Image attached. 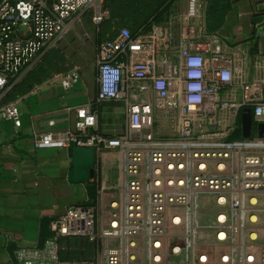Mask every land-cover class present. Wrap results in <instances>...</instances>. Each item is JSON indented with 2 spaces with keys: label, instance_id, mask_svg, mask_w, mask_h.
Returning <instances> with one entry per match:
<instances>
[{
  "label": "built area",
  "instance_id": "obj_1",
  "mask_svg": "<svg viewBox=\"0 0 264 264\" xmlns=\"http://www.w3.org/2000/svg\"><path fill=\"white\" fill-rule=\"evenodd\" d=\"M105 1L0 0V123L21 126L19 105L5 100L7 93L85 15L100 29L110 15ZM196 11L191 0L189 13ZM145 50L144 40L126 26L97 45L99 101L122 97L134 82L156 94L153 102L129 103L123 133L102 134L97 111L84 105L76 108L74 131L34 137L38 147H92L120 155L104 216L80 203L50 220L51 245L64 238L95 244L93 257L59 262L264 264V64H252L246 78L242 68L217 64L227 58L211 39L186 40L181 60L162 69L153 58H138ZM80 78L74 69L62 84L73 88ZM158 108L173 117L171 136L155 130ZM245 108L252 110L249 137L242 128ZM54 246L24 264H50Z\"/></svg>",
  "mask_w": 264,
  "mask_h": 264
},
{
  "label": "crops",
  "instance_id": "obj_2",
  "mask_svg": "<svg viewBox=\"0 0 264 264\" xmlns=\"http://www.w3.org/2000/svg\"><path fill=\"white\" fill-rule=\"evenodd\" d=\"M119 2L116 12L113 8L116 2L105 1L110 15L100 29L89 15L72 29L63 42L76 41L80 50L73 58L66 56L67 63L60 72L43 80L27 77L5 97L18 103L22 123L20 127L11 121L0 123V264H24L23 259L54 246L48 240L49 222L70 205L88 204L96 207L101 216L106 213L112 197L108 188L118 178L117 151L97 153L95 150L94 178L82 182L70 177L75 146L34 144V137L40 134L74 131L76 108L84 105L97 111L102 134L117 136L127 128L129 103L156 99L150 85L134 82L131 87L125 86L122 97L98 100L96 59L101 39L114 37L121 27L130 28L146 43V52L138 58L155 59L159 69L181 60V47L186 40L211 39L212 47L219 45L227 58L218 60L217 64L242 68L246 78L253 73L252 64H264V0H196L195 14L189 13L191 0ZM134 14L139 18L134 19ZM87 20L90 25L85 29ZM206 58L209 61L210 52ZM74 69L79 70L80 81L75 87L67 88L62 84V76ZM149 92H153V97ZM156 117L164 120L154 125L155 130L162 136H171L175 132L173 117L159 108ZM51 120L55 121L53 125L48 123ZM66 239L54 246L59 254L68 249L74 251L76 247L84 250L79 238ZM72 239L77 245L69 246ZM94 254L95 250L89 258Z\"/></svg>",
  "mask_w": 264,
  "mask_h": 264
},
{
  "label": "rangeland",
  "instance_id": "obj_3",
  "mask_svg": "<svg viewBox=\"0 0 264 264\" xmlns=\"http://www.w3.org/2000/svg\"><path fill=\"white\" fill-rule=\"evenodd\" d=\"M111 1L116 2L115 6L113 8L115 9L116 12H119V8H120L119 0H111ZM133 17H134V19L139 18L137 14H134ZM135 21H137V20H135ZM89 25H90V21L87 20L85 23V29H88ZM64 40H62L58 44V46H56L55 48H53L47 52H44L43 54H41L38 57L35 68L30 73L31 75L29 76V78L31 77L34 80H41V79L43 80V79H46L48 77H51L52 75H54V74H56L62 70V68L64 67V64L67 63V57H66L67 55L70 58L74 57L76 52L80 50V47L78 46L76 41L75 42L70 41V43H65V42H63ZM74 40H76V39H74ZM88 50H86V52H89ZM149 93L151 94V97H153V92H149ZM162 120H164L163 117H156L155 125L158 126L159 124H162ZM167 124H169V123H167ZM169 128H170V126H169ZM169 128L166 127V133L170 132ZM171 132H173V131L171 130ZM118 166H119V164L116 165V175H119V169H118L119 167ZM261 217H262V221H261L262 229L264 230V214ZM263 237H264V235H263ZM78 241L81 242V246L83 244L85 246L88 244L87 241H82V239H78ZM71 242L74 245L75 244L77 245V242L75 239H72ZM56 251H57L56 252V259L57 260L53 257V254H52L51 255L52 260H51L50 264H61L60 262L69 261V259H63L60 257L58 249ZM50 252L55 253V249L51 248ZM61 255H65V252L61 251ZM83 256H84V253H83L82 248L76 247L73 254L70 256V259L71 260H79ZM63 264H66V263H63Z\"/></svg>",
  "mask_w": 264,
  "mask_h": 264
},
{
  "label": "water",
  "instance_id": "obj_4",
  "mask_svg": "<svg viewBox=\"0 0 264 264\" xmlns=\"http://www.w3.org/2000/svg\"><path fill=\"white\" fill-rule=\"evenodd\" d=\"M253 126L252 110L245 108L242 114L243 135L249 137ZM260 133H264V124L260 126ZM73 169L70 177L72 180L89 182L95 175L96 152L92 147L75 146L73 148Z\"/></svg>",
  "mask_w": 264,
  "mask_h": 264
},
{
  "label": "trees",
  "instance_id": "obj_5",
  "mask_svg": "<svg viewBox=\"0 0 264 264\" xmlns=\"http://www.w3.org/2000/svg\"><path fill=\"white\" fill-rule=\"evenodd\" d=\"M136 34L137 33H133V35L134 36H136ZM31 75V74H30ZM29 75V76H30ZM28 76V77H29ZM12 90V89H11ZM10 90V91H11ZM9 91V92H10ZM8 92V93H9ZM7 93V94H8ZM7 96V95H6ZM64 239H66V238H64ZM69 238H67L66 240H68ZM82 241H87L88 242V240L87 239H82ZM68 242V241H67ZM71 244L73 245V243H69V246H71ZM83 244V243H82ZM82 247L84 248V250H83V253H84V256L83 257H81V259H79V260H83V259H89V256H91V254H92V252H94V250H95V244L94 243H92V242H88V244L85 246L84 244L82 245ZM73 252L74 251H72V250H70V249H68L67 251H65V255H61V252H60V257L61 258H63V259H69V260H71L70 259V256L73 254Z\"/></svg>",
  "mask_w": 264,
  "mask_h": 264
}]
</instances>
